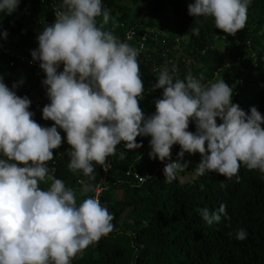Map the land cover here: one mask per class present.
Segmentation results:
<instances>
[{"label": "trees", "instance_id": "1", "mask_svg": "<svg viewBox=\"0 0 264 264\" xmlns=\"http://www.w3.org/2000/svg\"><path fill=\"white\" fill-rule=\"evenodd\" d=\"M53 6L83 18L77 43ZM0 47L26 57L0 55V264H264V0H0ZM108 49V78L92 68L75 88L69 60ZM199 127L208 161L190 180L177 178L191 173L184 157L134 178Z\"/></svg>", "mask_w": 264, "mask_h": 264}, {"label": "built area", "instance_id": "2", "mask_svg": "<svg viewBox=\"0 0 264 264\" xmlns=\"http://www.w3.org/2000/svg\"><path fill=\"white\" fill-rule=\"evenodd\" d=\"M53 12H54L56 20H64L65 18H67V22H68L69 27H71L74 31L78 32L80 35H84V32L82 30V24L84 23V20H83V18L82 19L80 18V15H79L77 10L72 11V13H69V15L67 16V14L64 15L62 10L58 6H53ZM132 36H133V32L130 31L129 33H127L125 41L131 40ZM142 40H144V37L142 38ZM142 47H143V44H141L139 48H142ZM108 53L109 52H107L106 54H108ZM2 54L7 55V56H11V57H15L16 59H18L20 61H24L26 59V57L22 53L12 52L9 48H6V47H0V55H2ZM81 57H83V58L85 57V54L82 51L78 52L77 57L71 59V64L73 66V71L75 73V78H74V81H75L74 87L75 88H78L79 84L83 81L84 74H85L86 70L89 67H91V64L95 63V58H96V57H93L91 62L88 64H82ZM27 60H28V64L31 66H37L38 65V60L36 58H28ZM38 66H40L41 69L48 71L49 73H53L54 71L60 70L59 64H55L53 66H48L46 64H41V65L39 64ZM175 99H176V96H175ZM70 105L74 109V114H73L74 117H79L82 122L87 121V116L84 112L83 104L78 97L77 89H75L73 91V97L71 99ZM192 136H193V138H195L194 140H197L198 137H200L199 135H192ZM183 147L184 148H183V150H181L180 155L186 154L185 149L188 147V145H183ZM99 161L101 163L102 172L104 173V175H106L108 170L111 167L110 155L108 153H105L104 155H100ZM33 165L38 171L43 170L42 165H40V164H33ZM176 166H177V159L173 158L172 156H168L167 159H165L162 163H160L153 170L152 174L140 175L138 173H134V178L139 183H143L147 179L151 178L152 176H155V175L161 176L162 174H164L165 172L171 170L172 168H174ZM127 173H129V172H127ZM81 182H82V180H78V183H81ZM102 183H103V180L100 181L95 186V188L93 190V194H92L91 198L89 199L90 205L95 209L100 208V195H101V192L103 190V184Z\"/></svg>", "mask_w": 264, "mask_h": 264}, {"label": "rangeland", "instance_id": "3", "mask_svg": "<svg viewBox=\"0 0 264 264\" xmlns=\"http://www.w3.org/2000/svg\"><path fill=\"white\" fill-rule=\"evenodd\" d=\"M17 6L18 5L16 3H11V5H10L11 10H15L17 8ZM135 9L136 8L134 6H131V16H133V17L136 16V18H137L139 15L140 16L143 15L144 12H140V14H137ZM82 30H83V32L85 31L83 29V27H82ZM75 37L76 38L74 39V41L77 43L80 40V38H79V36H75ZM94 40L97 41L98 39H96V37H94ZM78 47H79L78 45L75 46V48H78ZM97 71H98V73H97L98 76H100V78L106 80L112 70L110 67L106 66V67H102L100 69H97ZM217 82L220 85V79H217V80L214 79L213 81H210L208 83V85H206V87L205 86L204 87L210 89L212 84L215 86H218ZM67 118H68L67 114L60 116L58 118V120L55 122V127L60 129V130H69L71 128V124L66 123ZM63 124H65V125H63ZM205 144H206V142L202 139L198 143H196V145H194L192 147V152L189 153L190 156L187 158L188 159L187 163L189 165V169H190L191 173L188 175H186V174L185 175L184 174L177 175L179 182L183 183L185 181L190 180L194 176V171L201 168L203 166V164L208 161L207 156H205L203 153H201V150L196 148V146H201V145H205ZM49 178H48V180H49ZM112 194L114 197H119L121 195L119 192H113ZM54 196L55 195L52 194L50 197V205L49 206L52 208L54 206ZM41 201L42 200H39V202L35 206V211H34L35 216H38L39 214L42 215V208L40 205H38V204H40ZM84 202H86L85 199H82L81 204L84 205ZM46 232H47V229L42 231V233H46ZM54 255L60 262L63 260L62 256L59 253L54 252ZM5 258H6V255H4V254L0 257V259H5Z\"/></svg>", "mask_w": 264, "mask_h": 264}, {"label": "clouds", "instance_id": "4", "mask_svg": "<svg viewBox=\"0 0 264 264\" xmlns=\"http://www.w3.org/2000/svg\"><path fill=\"white\" fill-rule=\"evenodd\" d=\"M52 9H53V7H52ZM74 31V30H73ZM74 32H76V31H74ZM85 33V32H84ZM77 36H79V38H83L84 36L83 35H80L78 32H77ZM70 37H72V36H70ZM94 37H96V39H98L99 40V37L97 36V35H93V39H94ZM98 37V38H97ZM73 41H74V39H73ZM96 43H97V41L96 40H94ZM125 41V40H124ZM75 42V41H74ZM74 49H78V48H75L74 47ZM98 50H95V53H93V56H92V58L90 59V61L89 62H87L86 64H88V63H90L91 62V60L93 59V57H96L95 58V63H93V64H91V67H89L86 71H88V70H90V69H92V68H96V69H100V68H102V67H106L105 65H102V63H103V60L105 61V58H111V56H112V52L110 51V49H108V50H105L101 55H98ZM107 52H109L108 54H106ZM73 58H75V57H72L71 59H73ZM126 59H129V57L128 56H126L125 57ZM71 59L69 60V62L68 63H70V65H72L71 64ZM121 65H119L118 67H120ZM109 67V66H108ZM111 68V67H110ZM234 85V84H233ZM233 85H232V88H233ZM184 91V90H183ZM199 91L200 90H198L196 93H195V96L197 95V93H199ZM175 96H176V99H175ZM173 100L178 104L177 106L178 107H180L182 104H183V102H180L179 101V95L178 94H175L174 96H173ZM70 103H71V101H70ZM72 107V106H71ZM175 110H176V108L175 107H173V108H171L170 110H169V114L168 115H171V114H173L174 112H175ZM217 111V110H216ZM164 118H166V116L164 117ZM162 120H163V118H162ZM219 127V124L217 123V122H215V123H209L208 125H207V127H206V131H207V129L208 130H211V132L212 131H214V129H216V128H218ZM198 132H200V127L199 128H195L194 130H191V132L189 133L190 134V136H189V138H190V141L189 142H185V143H183L182 145H181V150H183V145H188V147L185 149V151H186V154L185 155H180V153H179V156L178 157H176V159H177V161H178V159L179 158H181V157H184V158H188L190 155H189V153L190 152H192V147L194 146V145H196V143H198L200 140H202L201 139V136H200V133H198ZM192 135H199L200 137H198V139L197 140H194L195 138H193V136ZM181 150H180V152H181Z\"/></svg>", "mask_w": 264, "mask_h": 264}]
</instances>
